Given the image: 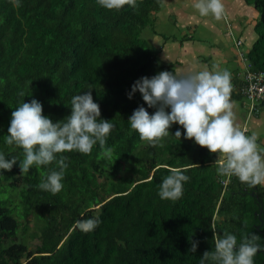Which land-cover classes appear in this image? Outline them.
I'll return each mask as SVG.
<instances>
[{
  "label": "trees",
  "instance_id": "16d2710c",
  "mask_svg": "<svg viewBox=\"0 0 264 264\" xmlns=\"http://www.w3.org/2000/svg\"><path fill=\"white\" fill-rule=\"evenodd\" d=\"M242 1L257 17L251 45L235 31L228 33L238 87L239 53L250 72H264V0ZM161 9L163 0H122L118 9L98 0H0V149L23 157L3 139L23 99L38 98L55 122L71 113L74 94L91 88L101 118L116 125L108 138L110 155L98 142L88 153L58 154L68 157V167L56 193L37 187L58 167L55 161L27 173L19 161L3 170L0 264H199L203 253L215 248L216 232L238 238L254 232L264 242V184L249 188L235 175L218 174L214 152L194 138L174 136L183 129L179 123L157 145L130 127L128 117L140 104L150 113L156 110L139 91L129 98L132 84L161 70L175 71L156 56L146 37L154 32ZM238 91L232 88V96L242 98ZM258 107L264 108V101ZM171 167H181L190 177L176 200L158 194ZM250 191L262 202V222ZM88 217L100 223L84 231L77 221ZM30 222L35 225L30 238L39 242L34 251L22 241ZM192 240L198 241L195 252ZM255 264H264V250Z\"/></svg>",
  "mask_w": 264,
  "mask_h": 264
},
{
  "label": "clouds",
  "instance_id": "9594fccd",
  "mask_svg": "<svg viewBox=\"0 0 264 264\" xmlns=\"http://www.w3.org/2000/svg\"><path fill=\"white\" fill-rule=\"evenodd\" d=\"M108 9H118L122 0H98ZM194 7L201 15L212 14L216 18L224 15L223 0H196ZM232 73L228 68L188 71L177 75L167 69L158 71L151 77L138 78L127 95L132 98L139 91L148 107L156 110L152 113L144 104L135 108L128 117L132 129L139 132L141 139L152 145L162 142V138L171 134L172 124L179 123L174 136L194 138L201 146L211 152H218L220 175L238 179L252 188L264 183V149L258 145L259 132L250 135L236 125L231 99ZM71 113L64 119L53 121L43 113L42 102L33 97L22 102L11 113L8 132L3 136L8 145L17 146L23 157L9 156L0 149V175L5 169L11 170L19 161L22 173H27L34 165H50L56 162L42 176L37 187L56 193L63 188V177L68 157L59 155L68 150L82 153L91 152L99 143L105 155L112 153L108 145L111 130L116 126L113 119L101 118V108L94 100L91 88L71 97ZM170 109V110H169ZM186 130V131H185ZM172 135V134H171ZM217 162V161H216ZM215 162V163H216ZM190 177L181 167H171L160 182L158 194L162 199H179L183 195V182ZM84 231L94 230L100 223L96 217L77 221ZM215 248L206 250L199 259V264H255V257L264 250V242L254 232L238 236L224 231L214 235ZM198 241H191V251L195 252Z\"/></svg>",
  "mask_w": 264,
  "mask_h": 264
},
{
  "label": "rangeland",
  "instance_id": "374dc122",
  "mask_svg": "<svg viewBox=\"0 0 264 264\" xmlns=\"http://www.w3.org/2000/svg\"><path fill=\"white\" fill-rule=\"evenodd\" d=\"M195 2L196 0H163V9L155 22V33H146L156 56L163 63L173 65L177 75L204 67L215 71L216 67L206 64L204 55L218 53L224 46H228V33L234 32L235 25L239 23L245 25L242 35L246 38V27L251 26L253 18L250 12L255 13L242 0H223L225 10L222 17L216 18L212 14L204 16L194 7ZM231 99L234 101L236 125L240 128L244 126L249 135L253 131L259 132L258 145L264 149V110L258 117L257 112L248 113L242 98L231 96ZM214 154L216 159H225V156L219 158L218 152ZM34 231V222H30L27 232L22 233V241L32 251L39 244L37 240L30 238Z\"/></svg>",
  "mask_w": 264,
  "mask_h": 264
},
{
  "label": "built area",
  "instance_id": "2783aa9c",
  "mask_svg": "<svg viewBox=\"0 0 264 264\" xmlns=\"http://www.w3.org/2000/svg\"><path fill=\"white\" fill-rule=\"evenodd\" d=\"M234 42V39L232 37ZM239 47V43H235ZM242 68L238 73L241 86L238 87L243 102L245 103L248 113L257 112L258 105L264 101V72L252 73L244 63L242 54L239 53ZM243 130H246L244 127Z\"/></svg>",
  "mask_w": 264,
  "mask_h": 264
},
{
  "label": "crops",
  "instance_id": "0c3cea01",
  "mask_svg": "<svg viewBox=\"0 0 264 264\" xmlns=\"http://www.w3.org/2000/svg\"><path fill=\"white\" fill-rule=\"evenodd\" d=\"M245 8H246V6H245ZM250 13H251V16L253 17L252 18V21H253L257 17V15H256V13H252V11ZM244 30H245V26L242 25V23H239V24L235 25L234 31H235V33L237 35L239 34V35L243 36L242 33L244 32ZM252 32L253 31H252L251 26L250 27H246L247 36H246L245 40H246V43H248L247 45H251L252 42L255 39V37H254ZM227 43H228V46H224L222 49H220L218 51V53L211 54V52H210V53L204 55L206 57V60L204 59V61L206 62V64H210L209 66H213L214 68L216 67L215 70H222L224 68L230 69L231 73H232V76L234 77L235 73H236V71L238 69V63H237V61L235 59V56H234V53H233V48L231 46L230 41L227 42ZM183 69L185 71L187 70V68H183ZM233 80H232V85H233L232 88L235 89L236 92H237L238 85L236 83V78L234 77ZM231 96H232V94H231ZM263 110H264V108L258 109L257 110L258 114L256 116L259 117L261 115V113L263 112ZM216 160H218V159H216ZM218 162H219V160H218Z\"/></svg>",
  "mask_w": 264,
  "mask_h": 264
},
{
  "label": "flooded vegetation",
  "instance_id": "af4514ba",
  "mask_svg": "<svg viewBox=\"0 0 264 264\" xmlns=\"http://www.w3.org/2000/svg\"><path fill=\"white\" fill-rule=\"evenodd\" d=\"M255 190V188L253 189ZM249 195L252 196L253 198H255L258 202V212H255L256 216L258 217V220L260 221L261 220V214L263 213V209H262V202H260V200L258 199V195L254 193V191H250L249 192ZM262 222V220L260 221ZM260 225H258L256 227V229H259Z\"/></svg>",
  "mask_w": 264,
  "mask_h": 264
},
{
  "label": "water",
  "instance_id": "95a60500",
  "mask_svg": "<svg viewBox=\"0 0 264 264\" xmlns=\"http://www.w3.org/2000/svg\"><path fill=\"white\" fill-rule=\"evenodd\" d=\"M261 221V220H260Z\"/></svg>",
  "mask_w": 264,
  "mask_h": 264
}]
</instances>
